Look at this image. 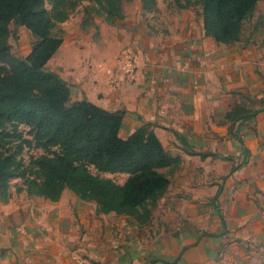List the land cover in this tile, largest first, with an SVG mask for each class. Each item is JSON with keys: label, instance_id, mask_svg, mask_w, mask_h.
Wrapping results in <instances>:
<instances>
[{"label": "crops", "instance_id": "0c3cea01", "mask_svg": "<svg viewBox=\"0 0 264 264\" xmlns=\"http://www.w3.org/2000/svg\"><path fill=\"white\" fill-rule=\"evenodd\" d=\"M142 1V14L157 11ZM192 9L170 22L84 25L81 13L60 25L48 68L70 86V102L123 111V138L151 124L175 162L161 170L167 191L142 225L70 191L51 202L11 187L0 201V264H77V253L92 264H264V44H216ZM128 49L140 56L131 78L117 74Z\"/></svg>", "mask_w": 264, "mask_h": 264}, {"label": "trees", "instance_id": "16d2710c", "mask_svg": "<svg viewBox=\"0 0 264 264\" xmlns=\"http://www.w3.org/2000/svg\"><path fill=\"white\" fill-rule=\"evenodd\" d=\"M124 0H0V129L24 125L35 133L44 148H55L57 155L44 156L22 168L14 156L0 152V201L12 197L15 173L23 183L16 192L60 200L70 191L80 200L94 202L98 213L124 215L140 225L150 219L151 209L166 193L169 180L161 170L174 160L144 124L126 138L120 135L125 114L106 111L83 100L70 102V86L48 63L63 39L60 25L82 5L83 24L103 17L109 24L123 22ZM180 9L200 8L205 37L216 44L232 46L243 39L244 25L264 0H185ZM143 11L152 12L153 0H143ZM23 27L33 38L29 55L15 57L9 46V25ZM248 42V41H247ZM2 65V66H1ZM259 111L242 115L230 113L228 119L245 122ZM244 155L247 151L244 150ZM126 175L123 184L92 174ZM31 172L34 177H26Z\"/></svg>", "mask_w": 264, "mask_h": 264}, {"label": "rangeland", "instance_id": "374dc122", "mask_svg": "<svg viewBox=\"0 0 264 264\" xmlns=\"http://www.w3.org/2000/svg\"><path fill=\"white\" fill-rule=\"evenodd\" d=\"M192 3H195L196 0H190ZM154 2V0H153ZM157 4V11L151 15H144L140 12V3L141 0H124L123 1V10L125 12V17L128 20L134 18L137 22L138 18H146V21L152 19H166L174 20L176 18L177 11L180 10L178 7L179 4L184 5L185 0H155ZM88 5V2H83L81 6L74 12L73 18L79 16L83 12V8ZM192 11H189V16L198 18L200 16V8L193 6ZM182 16L184 13H187V10L179 11ZM191 14V15H190ZM168 18V19H167ZM143 20V19H142ZM144 21V20H143ZM148 23V22H147ZM11 32V37L9 39V46L12 54L20 59L26 58L31 52L33 45V38L29 31L23 27H16L13 24L9 25ZM244 40H254L256 44H264V3H260L253 14L245 22L244 25ZM242 45H239V47ZM2 66V65H1ZM3 67L0 68V77L4 73ZM43 143L35 138V133L29 127L24 125H7L4 128L0 129V152L4 156H14L21 166V172L25 168H30L32 162L44 156L52 157L57 155V150L55 148H44ZM89 171L100 177L110 178L116 183H122L123 178L118 175H103L95 171L94 168L89 167ZM15 179L11 181L12 189L20 186L23 181H21L20 172L15 173ZM26 177L33 178L34 175L29 171L26 173Z\"/></svg>", "mask_w": 264, "mask_h": 264}, {"label": "built area", "instance_id": "2783aa9c", "mask_svg": "<svg viewBox=\"0 0 264 264\" xmlns=\"http://www.w3.org/2000/svg\"><path fill=\"white\" fill-rule=\"evenodd\" d=\"M140 68V56L134 50H124L122 51L117 58V74H120L124 77H133L135 73ZM112 83L114 81L112 80ZM73 260L77 264H92L88 256L84 254H74L72 256Z\"/></svg>", "mask_w": 264, "mask_h": 264}]
</instances>
